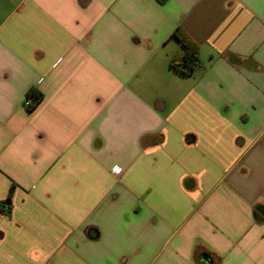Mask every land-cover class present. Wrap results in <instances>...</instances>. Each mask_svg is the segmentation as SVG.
Segmentation results:
<instances>
[{
  "label": "crops",
  "instance_id": "1",
  "mask_svg": "<svg viewBox=\"0 0 264 264\" xmlns=\"http://www.w3.org/2000/svg\"><path fill=\"white\" fill-rule=\"evenodd\" d=\"M0 264H264V0H0Z\"/></svg>",
  "mask_w": 264,
  "mask_h": 264
},
{
  "label": "trees",
  "instance_id": "2",
  "mask_svg": "<svg viewBox=\"0 0 264 264\" xmlns=\"http://www.w3.org/2000/svg\"><path fill=\"white\" fill-rule=\"evenodd\" d=\"M173 36L176 37L182 45L181 53L174 55L170 60V66L176 69L177 71L184 74H191L195 68L198 66V46L191 40L184 32L179 29H176L173 32ZM33 101L36 103L40 97L41 93H32L31 94ZM11 190L6 198V201H10Z\"/></svg>",
  "mask_w": 264,
  "mask_h": 264
},
{
  "label": "built area",
  "instance_id": "3",
  "mask_svg": "<svg viewBox=\"0 0 264 264\" xmlns=\"http://www.w3.org/2000/svg\"><path fill=\"white\" fill-rule=\"evenodd\" d=\"M30 102H31V99H30V98H26V99L24 100V104H25V105H28Z\"/></svg>",
  "mask_w": 264,
  "mask_h": 264
}]
</instances>
